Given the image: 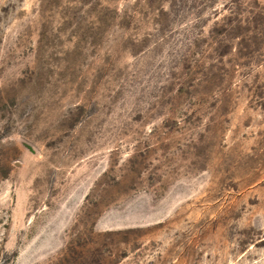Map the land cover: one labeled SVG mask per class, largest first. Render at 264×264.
Masks as SVG:
<instances>
[{"label": "rangeland", "instance_id": "374dc122", "mask_svg": "<svg viewBox=\"0 0 264 264\" xmlns=\"http://www.w3.org/2000/svg\"><path fill=\"white\" fill-rule=\"evenodd\" d=\"M0 264H264V0H0Z\"/></svg>", "mask_w": 264, "mask_h": 264}]
</instances>
